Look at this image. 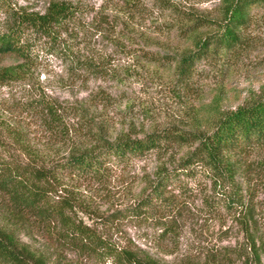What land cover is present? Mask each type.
Returning <instances> with one entry per match:
<instances>
[{
  "label": "trees",
  "instance_id": "1",
  "mask_svg": "<svg viewBox=\"0 0 264 264\" xmlns=\"http://www.w3.org/2000/svg\"><path fill=\"white\" fill-rule=\"evenodd\" d=\"M122 1L130 10L143 7L140 0ZM151 2L160 9L170 8L179 17L181 35L190 40V47L174 58L176 79L184 86L197 63L222 64L239 52L251 13L264 8V0H221L220 18L212 20L183 12L163 0ZM77 12L76 5L67 0H48L42 11L4 8L0 21V82L24 77L40 52L55 54L79 77L115 78L104 59L80 51L76 42L81 28L76 22ZM204 26L214 29L199 33ZM6 55H14L18 63L2 66ZM138 55L150 63H163L166 56L149 50ZM99 98L104 103L113 101L110 95ZM116 107L125 113L132 109V103L126 100ZM31 109L40 115L51 137L65 141L69 149L60 158L44 155L28 143L20 144L23 159L0 155V264H163L141 248L119 244L87 223L78 214L81 204L77 194L65 181L68 177L103 183L112 170L150 155L159 164L131 210L146 209L150 216L156 214L161 239L175 240L178 236L174 188L184 190L192 182L201 189L204 183L202 208L216 217L230 216L241 234L231 254L217 257L218 252L211 251L205 254L206 261L226 264L235 256L241 264H263L264 231L256 218L253 193L264 179V160L253 155L264 148V93L232 109L216 110L207 120L206 129L170 125L140 136L127 133L113 138L108 137L105 125L91 120L83 122L79 130L72 127L67 120L71 107L39 98L31 103ZM73 135L85 140L78 143ZM3 145L0 133V149ZM174 148L182 153L163 162ZM37 230L48 235L50 247L45 250L21 238L33 239Z\"/></svg>",
  "mask_w": 264,
  "mask_h": 264
},
{
  "label": "rangeland",
  "instance_id": "2",
  "mask_svg": "<svg viewBox=\"0 0 264 264\" xmlns=\"http://www.w3.org/2000/svg\"><path fill=\"white\" fill-rule=\"evenodd\" d=\"M78 9L80 25L76 42L80 51L95 59H104L114 72L110 76H77L55 54L40 52L38 59L22 78L0 82V133L3 148L0 155L23 159L21 145H32L44 155L64 157L69 149L65 141L52 138L40 115L31 109L39 98L54 101L60 107H71L67 117L75 129L83 122L105 125L110 138L118 134L140 136L164 126L206 129L207 120L216 110L232 109L264 93V8L251 13L243 31L244 46L221 64L219 61L197 63L187 86L177 81L174 58L190 47L181 35L179 17L170 8H157L151 0H140L143 7L130 10L122 0H67ZM48 0H0V21L6 7H23L42 11ZM183 12L218 20L221 0H163ZM214 28L201 27L199 33ZM162 53L163 63H150L138 52ZM6 55L2 66L18 63ZM110 95L112 102L99 97ZM129 100L132 109L117 110L116 103ZM122 109V108H120ZM89 119V120H88ZM90 121V122H91ZM70 125V124H69ZM81 136V135H80ZM78 143L85 140L73 135ZM82 139V140H81ZM174 148L166 156L178 157ZM264 160V148L253 155ZM159 160L150 155L111 172L109 180L98 183L65 178L79 198L83 219L105 232L119 244L139 247L163 264H210L205 254L211 251L231 254L241 234L228 215L214 216L202 208V188L190 182L187 188H174L178 200L177 239L159 237L160 222L146 209L135 212L131 207L143 195L153 178ZM200 178V177H199ZM264 179L254 189L256 218L264 231ZM181 190V191H180ZM186 191V192H185ZM163 221L165 219L163 218ZM22 240L45 250L50 247L48 235L37 230L33 239ZM71 257V256H70ZM226 264H241L233 256ZM264 264V256L262 257ZM81 264H96L82 261Z\"/></svg>",
  "mask_w": 264,
  "mask_h": 264
}]
</instances>
